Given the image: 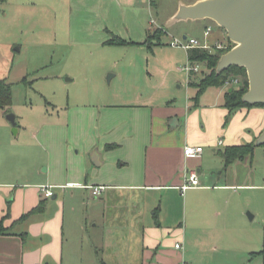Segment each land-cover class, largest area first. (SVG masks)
Wrapping results in <instances>:
<instances>
[{
    "label": "crops",
    "instance_id": "1",
    "mask_svg": "<svg viewBox=\"0 0 264 264\" xmlns=\"http://www.w3.org/2000/svg\"><path fill=\"white\" fill-rule=\"evenodd\" d=\"M197 1L178 0L168 19L180 4ZM70 7L76 13L70 14L64 38L71 45H116L107 43L113 35L133 42L124 46L147 45L155 28L149 0H70ZM9 12L0 9L1 24ZM208 27L205 42H222L210 41L213 26L205 21L204 30ZM53 37L57 41L56 33ZM13 38L0 30V79L12 84L22 75L15 52L23 47L14 48L19 40ZM194 76L188 71L184 101L161 87L130 93L134 85L100 105L68 106L52 131L45 125L34 133L53 163L33 182L21 180L25 172L6 162L27 154L4 124L0 264H246L250 253L259 256L264 235L259 222L252 223L258 214L249 212V193L264 190V182L252 171L254 155L227 166L222 151L256 141L264 131V106L230 110L225 101L232 87L226 85L209 87L195 104L196 90L189 84ZM211 93L215 98L209 102ZM186 145L204 150L187 157ZM191 170L198 172L200 185L183 191ZM44 186L52 187L53 196H45ZM94 186L105 189L94 195ZM42 200L44 210L23 218Z\"/></svg>",
    "mask_w": 264,
    "mask_h": 264
},
{
    "label": "rangeland",
    "instance_id": "2",
    "mask_svg": "<svg viewBox=\"0 0 264 264\" xmlns=\"http://www.w3.org/2000/svg\"><path fill=\"white\" fill-rule=\"evenodd\" d=\"M3 2L4 0H0V9H11V12L5 23H0V30H6L8 36L19 40L14 48L20 44L23 47L21 51L15 52V67L21 69L22 75L18 74L13 80V104L8 112L0 110V136L3 132L2 126L7 124L13 141L26 148V156H11L6 161L11 169L19 168L25 172L21 177L24 182H33L40 180L36 177L46 176V168L53 160L42 150L34 133L37 128L45 125L47 126L43 129L52 131V125L59 115L65 116L68 106L76 103L100 105L106 100L116 99V95L128 91L127 86L134 85L137 88L131 89L130 93L161 87V92H169L173 97L184 101L188 92L186 67L195 64L188 59V49L173 46L172 41H182L187 36L205 43L206 21L213 26L210 41L220 38L230 49L235 45L227 37V31L214 20L206 18L208 20L171 22L172 18H168L176 8L178 0H149L155 18L153 33L156 29H164L161 41L151 44L152 48L135 44H69L64 36L70 14L72 11L74 15L76 13L71 11L70 0ZM13 8L17 11L12 12ZM19 8L21 11H18ZM54 33L57 34V41H54ZM128 69L133 70V73L129 71V74ZM117 70L124 73L112 77ZM209 71L201 64V70L196 72L193 80L200 81ZM25 75L26 82L22 81ZM239 86L240 84H233L231 87ZM207 97L209 102L215 98L213 93ZM10 112L15 113L19 126H22L19 133L13 132V126L7 118ZM45 144L48 145L47 142ZM6 145L0 141V153ZM252 171L255 172L257 180L264 182V145L255 146ZM255 191L249 193L252 200L249 212L252 215L257 212V220L253 219L252 223L259 222L260 231L264 235V190ZM250 258L251 263L246 264H264V252L257 257L250 253Z\"/></svg>",
    "mask_w": 264,
    "mask_h": 264
},
{
    "label": "water",
    "instance_id": "3",
    "mask_svg": "<svg viewBox=\"0 0 264 264\" xmlns=\"http://www.w3.org/2000/svg\"><path fill=\"white\" fill-rule=\"evenodd\" d=\"M212 19L227 31V37L235 45L224 52L217 64L220 74L232 65L246 68L249 87L243 101L264 104V0H199L194 4H180L172 21ZM232 90V89H231ZM18 132L15 113L7 114ZM264 145V131L254 142Z\"/></svg>",
    "mask_w": 264,
    "mask_h": 264
},
{
    "label": "trees",
    "instance_id": "4",
    "mask_svg": "<svg viewBox=\"0 0 264 264\" xmlns=\"http://www.w3.org/2000/svg\"><path fill=\"white\" fill-rule=\"evenodd\" d=\"M164 33V29H156L153 33L152 30L149 31L147 41L145 42L150 47L155 41L160 42L161 36ZM108 44L124 45L128 43H133L127 41L122 37L113 35L108 41ZM230 47L218 48L213 46L211 49L193 47L188 49V56L191 62H200L204 64L210 71L206 74L200 81L191 80L190 86L196 90L193 100L195 104H198L202 94L211 86H222L225 85L226 81L232 77H240L241 84L237 88H232V91H227L225 106L230 110L236 109L241 106H252V105H262L264 104H250L243 101V95L249 87L248 75L245 67L232 65L228 69L217 74L216 67L221 55L228 51ZM26 81V78L24 79ZM13 84L8 82L6 79H0V110L8 112V108L13 104ZM255 144L249 143L246 145H232L226 147L222 151V155L225 159L226 165H230L234 160L243 159L245 156L254 155ZM45 208V200H42L39 205L34 207L31 211L26 213L24 217L29 216L32 213L40 212ZM264 252V251H262ZM261 252V253H262Z\"/></svg>",
    "mask_w": 264,
    "mask_h": 264
},
{
    "label": "built area",
    "instance_id": "5",
    "mask_svg": "<svg viewBox=\"0 0 264 264\" xmlns=\"http://www.w3.org/2000/svg\"><path fill=\"white\" fill-rule=\"evenodd\" d=\"M152 23H155V20L152 19ZM211 27H208L205 31L206 35H209L211 32ZM173 46H182L184 48L190 49L193 47H199V48H206V49H211L213 48V46H211L209 43L205 42V43H201L197 38H186L185 40H179V39H175L174 41H172L171 43ZM218 48H227L228 46L225 45L223 42H219L216 45H214ZM194 66H188L186 68H188L187 70L189 72H198L201 70V63L200 62H194ZM233 84H241V78L240 77H232L231 79L227 80L225 85L226 86H232ZM204 148L201 145H186L184 147V153L185 156L187 157H196V156H200L203 152ZM200 185V181H199V176H198V172L196 170H191L188 171V175L187 178L185 180V183L181 186V189L183 191H185L188 188L191 187H197ZM105 189V186H94L93 187V194L94 195H99L101 194L102 190ZM43 191L45 196L47 197H51L54 194V191L52 189L51 186H44L43 187ZM176 246L178 248L181 247L180 243H177Z\"/></svg>",
    "mask_w": 264,
    "mask_h": 264
}]
</instances>
